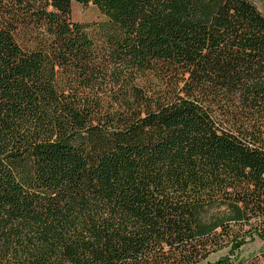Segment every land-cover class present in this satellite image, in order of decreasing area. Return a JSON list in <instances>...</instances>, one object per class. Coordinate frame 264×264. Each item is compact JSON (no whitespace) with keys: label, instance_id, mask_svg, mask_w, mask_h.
Masks as SVG:
<instances>
[{"label":"trees","instance_id":"trees-1","mask_svg":"<svg viewBox=\"0 0 264 264\" xmlns=\"http://www.w3.org/2000/svg\"><path fill=\"white\" fill-rule=\"evenodd\" d=\"M254 239L264 0H0V264H264Z\"/></svg>","mask_w":264,"mask_h":264},{"label":"rangeland","instance_id":"rangeland-1","mask_svg":"<svg viewBox=\"0 0 264 264\" xmlns=\"http://www.w3.org/2000/svg\"><path fill=\"white\" fill-rule=\"evenodd\" d=\"M258 7L260 8V5H258ZM70 13L71 20L77 23L87 24L93 21L103 20V16L96 10L91 2L88 5H82L77 2H72ZM263 248L264 242L260 241L259 239H254L253 241L241 246L239 249L240 252H237V256L246 257L255 252H258ZM223 254H225V251L213 255L210 260H215L217 257Z\"/></svg>","mask_w":264,"mask_h":264}]
</instances>
